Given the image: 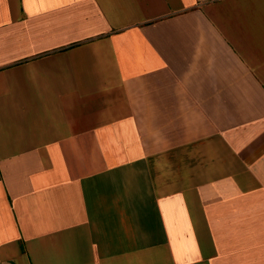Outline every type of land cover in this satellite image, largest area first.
<instances>
[{
  "label": "crops",
  "instance_id": "crops-1",
  "mask_svg": "<svg viewBox=\"0 0 264 264\" xmlns=\"http://www.w3.org/2000/svg\"><path fill=\"white\" fill-rule=\"evenodd\" d=\"M0 264H264V0H0Z\"/></svg>",
  "mask_w": 264,
  "mask_h": 264
}]
</instances>
